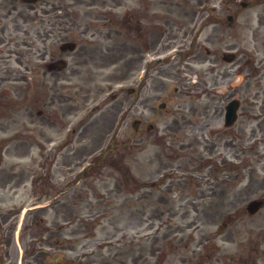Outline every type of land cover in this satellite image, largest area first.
I'll return each instance as SVG.
<instances>
[{"label": "rangeland", "instance_id": "rangeland-1", "mask_svg": "<svg viewBox=\"0 0 264 264\" xmlns=\"http://www.w3.org/2000/svg\"><path fill=\"white\" fill-rule=\"evenodd\" d=\"M236 1L47 0L23 6L15 0L14 10H25L33 27L39 18H64L70 26L76 19L80 33L86 25L104 31L125 12L135 19L144 14L150 30L155 22L158 48L175 46L160 52L164 65L153 83L144 79L143 89L135 86L141 70L122 80L131 75L121 70L118 57L95 49L94 63L71 84L31 90L32 115L22 111L15 115L18 122L0 131V264H262L264 223L253 227L245 210L264 195V175L253 167L259 158L253 143L241 151L235 167L215 155L201 158L199 151L185 149L188 126L181 120L187 102L195 103L199 115L208 99L223 108L232 88L235 98L252 90L237 77L220 88L210 86L221 66H230L218 63L228 50L224 45L238 36L246 47L250 35L247 11L238 27L226 20L238 8ZM8 10L13 9L1 7L0 16ZM138 35L129 33V43ZM71 41L77 43L76 53L83 41L89 48L106 44L102 36L89 34L76 33ZM54 42L43 46L58 52L59 41ZM32 43L43 47L37 38ZM51 96L54 108L43 104ZM66 97L68 104L60 108ZM69 101L80 110L90 102L91 110L78 115V130L64 133ZM121 101L123 114L117 112ZM172 116L180 126L169 131L165 125L174 123ZM45 117L52 127L41 126ZM140 117L142 126L135 132L131 124Z\"/></svg>", "mask_w": 264, "mask_h": 264}, {"label": "flooded vegetation", "instance_id": "flooded-vegetation-1", "mask_svg": "<svg viewBox=\"0 0 264 264\" xmlns=\"http://www.w3.org/2000/svg\"><path fill=\"white\" fill-rule=\"evenodd\" d=\"M18 2L23 6H33L27 5L20 0ZM15 3V0L0 1V8L8 9L10 7L14 10L16 9ZM236 3L238 4V8L236 7L232 10L233 17L231 22L238 27L240 15L244 13L243 11H247L248 15L244 24L248 25L247 30L250 32V35L247 37L246 47L241 46L238 36L231 44L226 43L224 45V48L228 49L226 51L233 54V61L228 63L233 66L225 67L223 71L219 72L221 76L220 81L223 82L227 75L234 77L239 72V67L243 66L242 70H245L248 75V84L254 88L250 92L249 97L243 98L240 101L237 119L231 126V129L234 130L232 138L226 140L223 144V148L229 150V154L234 158L238 157L240 144L244 146L247 144L248 138L250 140L256 136V129H252L249 136L246 134V127L251 125L250 120L251 122H255L256 119L258 120V129L262 132V136L264 135V0H237ZM226 9H228V6H226ZM13 10H8L7 13H2L0 16V131L9 129L12 126L11 123L17 121L15 118L16 114L24 111V113L32 115V110L27 104V100H29L27 96L30 97L32 95L31 90L33 88H45L46 86L54 88L60 83L61 85L71 84L72 82L70 81L75 75L87 68L89 64L94 63L91 51L95 49H99L101 55L118 57L121 63V70L131 75L129 79H127V75H124L122 80L130 81L135 76V73L141 70L143 74L135 86L143 89L145 87L143 83L144 79L147 77V81H152L153 83L156 79V73L160 71L159 66L163 63L158 59L159 53L173 46V44H167L165 48H158V37L156 40L154 39V36H156L153 27L155 22H151L152 28L150 30L148 27L150 17L144 14L140 16V19H135L134 16H131V14L128 16L129 14L125 12L119 17V22L111 20L106 23L104 31L86 25L80 33L79 23L76 19L72 20L70 26L68 20L64 18H59L57 21H46L43 18H39V21H36L39 25L33 27L30 17H27L25 10H20L19 12L16 10L14 12ZM74 29L77 31H73ZM133 31L139 35L129 43L128 36ZM76 33L78 36L87 34L91 37L102 36V40L106 44L104 47L95 48V45H93L94 48H89L83 41L79 44L80 47L77 53L76 51L69 52L68 50H64L61 45L64 42H71ZM144 34H147L149 38H143L142 35ZM141 37L142 40H138ZM35 38L41 42L42 46L49 39H55L53 44L59 41V47L57 45L58 52H49L44 46L38 48L36 43H32V40ZM117 38L119 39L118 42ZM169 40H172V43H176V39L174 38H169ZM34 45L36 49H33ZM75 46L77 49V43H75ZM57 60H62L64 63L65 68H62L61 71L51 67ZM243 62H245V65H242ZM112 63H116V60H112ZM107 66L103 65L102 67L106 68ZM229 70H233V73L229 74ZM130 90L132 94L133 89ZM68 99L66 97V99L60 101L58 106L63 108L65 104H68ZM190 99L198 100V98L194 97ZM43 104L47 105L46 107H55V101L52 96L49 102L45 101ZM205 104L201 109V113H199V116L203 118L199 127L192 124V119H188L187 117L195 115L196 108L193 101L187 103L186 109L188 110V114L183 120H187L185 125L188 124L190 126V132L202 133L201 138L203 139H198L199 137L195 136L189 137L186 148L192 150L199 146L202 147L203 153L208 155L215 148L217 142L214 139L207 138L205 133L209 132L211 125H224V119L222 109L214 107L213 102H206ZM88 105L89 102H85L82 111H80L78 107L73 106L69 101L66 112L63 114L68 119L63 132L76 130H66V128L68 124L69 126L71 125L80 112H85L88 109ZM122 108L121 101L117 112L123 114ZM209 110L212 111V114H209ZM124 111L126 118L129 112L126 108ZM41 113L38 112V117L42 116ZM70 117H72L71 120H69ZM172 118L175 120L174 122L177 121L174 116ZM27 119L32 123L34 121L30 117ZM49 119V117H45L46 123H42L41 126L45 128L48 126L52 127ZM137 120L140 122L139 126H142L141 121L143 117ZM246 120L249 121L246 122ZM166 127L170 128L168 124ZM263 137L259 143L262 142ZM255 145L254 143L253 146ZM257 147L258 149L255 153L259 155V158L253 167L258 168L264 175V152H262L264 145L262 146L263 150L259 149L260 146ZM262 179L264 180V176H262ZM257 199L264 200V195ZM259 212L251 216L253 218L252 225L255 228L262 227L261 223H264V216L258 217Z\"/></svg>", "mask_w": 264, "mask_h": 264}, {"label": "water", "instance_id": "water-1", "mask_svg": "<svg viewBox=\"0 0 264 264\" xmlns=\"http://www.w3.org/2000/svg\"><path fill=\"white\" fill-rule=\"evenodd\" d=\"M22 1L27 2V3H33V2H35L37 0H22ZM66 47H69V49H72L73 48V46L70 45V44H67ZM232 119H234V116L233 115H232ZM257 205H258V203H250L249 206H248V210L251 211V209L253 207H257Z\"/></svg>", "mask_w": 264, "mask_h": 264}]
</instances>
